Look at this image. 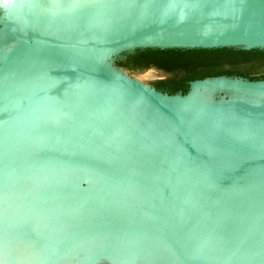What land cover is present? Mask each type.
Masks as SVG:
<instances>
[{
	"label": "water",
	"instance_id": "water-1",
	"mask_svg": "<svg viewBox=\"0 0 264 264\" xmlns=\"http://www.w3.org/2000/svg\"><path fill=\"white\" fill-rule=\"evenodd\" d=\"M0 264H264V0H0Z\"/></svg>",
	"mask_w": 264,
	"mask_h": 264
}]
</instances>
